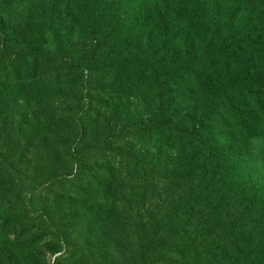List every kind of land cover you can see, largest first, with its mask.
I'll return each instance as SVG.
<instances>
[{
	"label": "rangeland",
	"instance_id": "rangeland-1",
	"mask_svg": "<svg viewBox=\"0 0 264 264\" xmlns=\"http://www.w3.org/2000/svg\"><path fill=\"white\" fill-rule=\"evenodd\" d=\"M155 226L158 264H264V0H0V264Z\"/></svg>",
	"mask_w": 264,
	"mask_h": 264
},
{
	"label": "trees",
	"instance_id": "trees-1",
	"mask_svg": "<svg viewBox=\"0 0 264 264\" xmlns=\"http://www.w3.org/2000/svg\"><path fill=\"white\" fill-rule=\"evenodd\" d=\"M236 12H230V17H235ZM88 28L90 31H92V29L94 28L93 22L89 21L87 24ZM29 51L31 50H38V48H29ZM155 83H164L166 81L165 77H160V78H155L153 80ZM77 132V134H80V131H75ZM83 134L81 133L82 136ZM199 165V164H197ZM185 168V165L182 167V170ZM206 168V165H204L203 167H198V166H191L189 173H188V177L192 178V177H196L198 173H196L197 170H204ZM200 177L202 179L203 175L200 174ZM204 180H198L197 184H196V189L201 190L200 186L203 183ZM161 222H163L161 220ZM157 226V224H156ZM155 226V227H156ZM185 226V225H184ZM184 229V228H183ZM160 232L159 229H157V227L155 228L152 237L149 239V241L147 242L146 246L143 248L142 252L139 255V263L140 264H158V262L156 260H153L152 258H150L149 256L152 254H156L158 253L161 249H163L164 244L166 243L167 240H161L160 238ZM185 261H182V263H184Z\"/></svg>",
	"mask_w": 264,
	"mask_h": 264
}]
</instances>
